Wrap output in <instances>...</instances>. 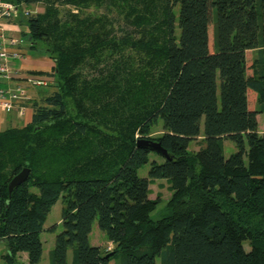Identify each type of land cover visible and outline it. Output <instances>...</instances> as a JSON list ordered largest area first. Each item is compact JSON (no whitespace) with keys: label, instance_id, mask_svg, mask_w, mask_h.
Listing matches in <instances>:
<instances>
[{"label":"trees","instance_id":"1","mask_svg":"<svg viewBox=\"0 0 264 264\" xmlns=\"http://www.w3.org/2000/svg\"><path fill=\"white\" fill-rule=\"evenodd\" d=\"M4 1L44 6L25 36L54 69L31 121L0 132V264L40 263L58 200L49 264H264V0ZM144 140L167 153L148 178ZM158 179L171 195L152 221ZM95 222L112 249L90 245Z\"/></svg>","mask_w":264,"mask_h":264},{"label":"crops","instance_id":"2","mask_svg":"<svg viewBox=\"0 0 264 264\" xmlns=\"http://www.w3.org/2000/svg\"><path fill=\"white\" fill-rule=\"evenodd\" d=\"M21 7L23 8L22 11L26 10L29 13L35 14L34 9H37L38 5L32 9L24 6ZM24 21L25 15H22L21 20L15 21L11 19L3 25L5 36L20 40L21 43L16 47L7 46L10 75L9 78L0 81V86L5 90L23 88L27 96L19 102V107L12 112L8 113L0 109V132L11 128H21L31 121L33 104L39 103L48 92L44 93L40 88L29 86L27 79L29 77L51 78L50 75L54 69L53 61L46 54L31 49L30 43L25 36L27 29ZM20 107L24 108L22 112L19 110ZM26 261V255L21 254L20 262L26 264Z\"/></svg>","mask_w":264,"mask_h":264},{"label":"rangeland","instance_id":"3","mask_svg":"<svg viewBox=\"0 0 264 264\" xmlns=\"http://www.w3.org/2000/svg\"><path fill=\"white\" fill-rule=\"evenodd\" d=\"M25 7V6H24ZM27 8L32 9L34 6H26ZM62 11L66 10H72L73 8L71 6H63L59 7ZM22 7L18 9V14L17 16L19 17L21 14L22 15H27L29 12L26 10L22 11ZM44 9L43 5H38V8L34 9L36 13H42ZM102 10L96 9L94 7H91L88 12L92 13H100ZM177 12V9H176ZM24 39V38H22ZM26 43V40H25ZM38 52H41V49L38 48ZM252 57V53L248 52L247 53V65L250 64V60ZM250 74V72H248ZM42 92L47 93L49 92V88H40ZM248 103H249V108L253 109L254 108V96L249 94L248 96ZM257 125H258V132H263L264 131V113L263 114H258L257 115ZM160 134H162V127H161V122H159L157 125H155L152 128V136L157 137ZM198 140L194 141L191 143L189 150L190 151H197L198 150ZM223 149V155L225 158H228L231 154L236 152V148L234 144L229 141L225 140L223 141L222 145ZM155 160L157 163H162L163 158L151 153L149 155V162L142 166L137 174L140 178H148V170L150 167V163ZM150 188V196L149 198L154 200L157 199L160 201L155 209L154 212L151 213L150 218L152 221H157L161 219L165 214V206L167 200L170 198L171 192L169 190V184L167 183L166 180L164 179H158V180H153L151 181V184L149 186ZM62 202L61 200H58L51 208L47 219L44 224V231L40 234V239L42 241V256L39 264H49V252L53 248L54 245V239L55 236L61 232V225H60V218H61V210H62ZM52 229V230H51ZM89 243L91 246H100V247H107V250L112 249V245L107 244L106 237L102 232H100L97 228L96 222L93 224L91 234L89 236ZM245 248L248 249L247 245L245 244ZM3 248L0 249V254L3 253ZM71 251L69 250L67 253V263H71ZM2 264V263H1Z\"/></svg>","mask_w":264,"mask_h":264},{"label":"built area","instance_id":"4","mask_svg":"<svg viewBox=\"0 0 264 264\" xmlns=\"http://www.w3.org/2000/svg\"><path fill=\"white\" fill-rule=\"evenodd\" d=\"M17 14L18 8L15 5L0 0V81L9 78L10 75L7 46L16 47L21 43L20 40L5 36L3 28L4 23L16 18ZM52 81V78L29 77L27 84L34 88H46ZM26 96V91L23 88L5 90L0 86V109L8 113L12 112L19 107V102ZM19 110L22 112L24 108L20 107Z\"/></svg>","mask_w":264,"mask_h":264},{"label":"water","instance_id":"5","mask_svg":"<svg viewBox=\"0 0 264 264\" xmlns=\"http://www.w3.org/2000/svg\"><path fill=\"white\" fill-rule=\"evenodd\" d=\"M138 146H142L146 149H148L149 151L163 157V158H167V153L164 149L161 148V146L156 143V142H152L149 140H144V141H139L138 142ZM28 175L29 172L27 169L22 170L17 176H15L10 184H9V191L11 192L15 187L23 184L24 182L27 181L28 179Z\"/></svg>","mask_w":264,"mask_h":264}]
</instances>
